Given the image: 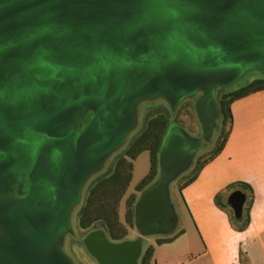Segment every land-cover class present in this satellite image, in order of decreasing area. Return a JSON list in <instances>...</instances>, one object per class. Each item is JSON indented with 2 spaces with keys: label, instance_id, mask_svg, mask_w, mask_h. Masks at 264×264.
Masks as SVG:
<instances>
[{
  "label": "water",
  "instance_id": "95a60500",
  "mask_svg": "<svg viewBox=\"0 0 264 264\" xmlns=\"http://www.w3.org/2000/svg\"><path fill=\"white\" fill-rule=\"evenodd\" d=\"M248 70L264 72V0H0V264H74L62 250L74 212L138 106L174 115L193 100L199 136L170 122L134 205L139 236L83 239L96 264H139L144 240L176 230L169 187L213 136L216 91ZM245 202L228 197L235 220Z\"/></svg>",
  "mask_w": 264,
  "mask_h": 264
},
{
  "label": "crops",
  "instance_id": "0c3cea01",
  "mask_svg": "<svg viewBox=\"0 0 264 264\" xmlns=\"http://www.w3.org/2000/svg\"><path fill=\"white\" fill-rule=\"evenodd\" d=\"M231 112V131L223 151L182 190L183 203L204 246L186 264H195L198 258H208L204 264H264V91L234 102ZM235 183L247 184L254 195L250 224L243 232L236 231L227 212L215 204L216 195ZM168 262L182 264L172 258Z\"/></svg>",
  "mask_w": 264,
  "mask_h": 264
},
{
  "label": "trees",
  "instance_id": "16d2710c",
  "mask_svg": "<svg viewBox=\"0 0 264 264\" xmlns=\"http://www.w3.org/2000/svg\"><path fill=\"white\" fill-rule=\"evenodd\" d=\"M260 91H264V80L262 79L255 80L245 88L234 93L218 96L220 115L215 147L207 158L202 159L198 156L190 171L178 180L180 192L192 184L197 179L201 170L223 151L231 131V105L242 98ZM185 112L189 114L188 110H185ZM91 117L92 113H89L84 123H88ZM176 123L183 127L178 119ZM169 125V113L165 108L161 107L154 112H148L140 131L132 137L122 153L117 156L113 168L107 174L94 178L86 188V194L77 215L80 230L90 232L99 229L97 228L99 226L105 230L111 241L121 242L128 239L130 230L134 228V205L137 200V194L148 187L158 175V154ZM188 130L193 133L190 129ZM144 152L149 155V170L147 175L136 185L134 193L125 200L124 221L122 222L120 218V204L125 198L132 181L133 162ZM28 185L29 182L26 181L23 189L24 192ZM230 191L241 192L246 197V204L240 220H235L232 210L225 203V199L228 197ZM253 200V190L250 186L245 183H235L227 187L224 193L216 195L215 204L227 212L231 226L236 231L243 232L250 224V210ZM183 234V231H178L170 237L158 238L155 244L162 246L172 243ZM153 256L154 247L149 246L142 253L139 264H152Z\"/></svg>",
  "mask_w": 264,
  "mask_h": 264
},
{
  "label": "rangeland",
  "instance_id": "374dc122",
  "mask_svg": "<svg viewBox=\"0 0 264 264\" xmlns=\"http://www.w3.org/2000/svg\"><path fill=\"white\" fill-rule=\"evenodd\" d=\"M261 79L264 80V72L257 71V70L246 71L236 81H234L233 83L227 86H223L216 91L217 102H218L219 95L234 93L236 91H239L245 88L251 82L255 80H261ZM161 107L165 108L168 111L170 122L176 123L178 119V121H180L183 125V127L182 126L181 127L187 133H189L192 136H196V137L199 136V125H198V122H197V119L194 113V101L193 100H187L181 103L174 115L171 113L168 105L164 101L157 100V101H146V102L141 103L138 106V122H139L138 128L136 132L130 137L129 141L132 139V137H134L140 131L143 125V122L146 116L148 115V112H154L156 109H159ZM185 110H188L189 114H187ZM218 122H219V119L217 121L216 129L213 133V136L208 142L203 143V145L201 146L197 154L202 159L207 158L212 153L215 147L216 140H217V129L219 125ZM187 128L190 129L193 133H191ZM122 151L117 153L115 156H113L109 160L104 170L98 175L99 177L107 174L113 168V165L115 163V160L117 159V156L120 155ZM133 166H134V169H133V177H132L131 184L128 188L125 198L120 204V218L122 222L124 221L123 215H124L125 200L127 199V197H129L131 194L134 193V189L136 185L139 184V182L148 173V170H149L148 153L144 152L141 155H139L136 161L133 162ZM225 190H223L221 193H224ZM233 193L234 192L230 191L228 194V197ZM85 194H86V190L83 193V198ZM139 194L140 193L137 194V198L139 197ZM169 197H170V203L173 206L175 213L177 215V219H178V224H177L175 232L184 231V235H182L180 238L175 240L173 243L165 244L162 246L155 245L156 239L167 238V237H170L171 235L166 236V237H163V236L149 237L143 241V252L149 246L154 247L155 255H154L153 264H172V262H168V259H171V258L175 260V263L178 261V262H181L182 264H186V261H188V259L191 256L194 259L197 258L204 251V246L202 243L201 236L199 232L197 231V229L195 228L194 222L191 219V216L186 210V207L183 203L182 192H180L178 189V181L170 185ZM78 209L75 210L73 218H72V232L65 236L62 250L67 256L70 257V259L73 261L74 264H96L94 259L87 253L83 245V239L88 232H84L80 230L78 227V219H77ZM97 228H100V227L98 226ZM138 236H139L138 232L136 231L135 228H133V230H130L129 232L128 239L133 240V239H136ZM207 259L208 258H202V259L198 258L194 263L204 264V262H206Z\"/></svg>",
  "mask_w": 264,
  "mask_h": 264
},
{
  "label": "flooded vegetation",
  "instance_id": "af4514ba",
  "mask_svg": "<svg viewBox=\"0 0 264 264\" xmlns=\"http://www.w3.org/2000/svg\"><path fill=\"white\" fill-rule=\"evenodd\" d=\"M88 122H89V121H88ZM86 124H87V123H86ZM167 130H168V129H167ZM166 132H167V131H166ZM197 156H198V155H197ZM197 156H196V158L194 159L193 165H194V163H195V161H196V159H197ZM193 165H192V167H193ZM192 167H191V168H192ZM191 168H190V169H191ZM189 171H190V170H189ZM189 171H188V172H189ZM188 172H187V173H188ZM185 174H186V173H185ZM185 174H183V175H185ZM158 175H159V168H158ZM158 175H157V177H158ZM183 175H181L176 181H178ZM157 177L155 178V180L157 179ZM155 180H154L153 182H155ZM176 181H175V182H176ZM153 182H152V183H153ZM152 183H151V184H152ZM151 184H150V185H151ZM150 185H149V186H150ZM146 188H147V187H146ZM23 192H24V191H23Z\"/></svg>",
  "mask_w": 264,
  "mask_h": 264
}]
</instances>
